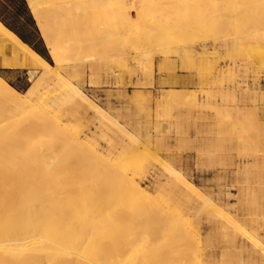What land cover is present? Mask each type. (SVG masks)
<instances>
[{
  "label": "rangeland",
  "instance_id": "obj_1",
  "mask_svg": "<svg viewBox=\"0 0 264 264\" xmlns=\"http://www.w3.org/2000/svg\"><path fill=\"white\" fill-rule=\"evenodd\" d=\"M66 5L71 21L60 32L70 44L61 65L18 4L8 8L9 23L62 79L40 83L27 97L32 108L0 95V147L21 138L19 151L0 149V249L14 250L0 251V264H264V0ZM2 61L0 76L26 97L41 72L9 70ZM72 88L116 122L68 98ZM199 195L219 213L196 218ZM161 205L169 218L194 214L159 226ZM68 210L80 212L90 238L61 237ZM36 226L42 252L33 256L8 234L28 231L29 240Z\"/></svg>",
  "mask_w": 264,
  "mask_h": 264
},
{
  "label": "bare ground",
  "instance_id": "obj_2",
  "mask_svg": "<svg viewBox=\"0 0 264 264\" xmlns=\"http://www.w3.org/2000/svg\"><path fill=\"white\" fill-rule=\"evenodd\" d=\"M67 7L68 6L66 4L61 3V4H54V5L46 7V8H35V7L31 8V12H32L33 18L36 22V25L38 27V30L41 33L44 41L46 42L47 48L48 47L50 48V54H51L52 59L54 60L56 65L63 64V61H64V59L62 58L63 57L62 56L63 50L65 48H67L68 45L70 44V42L67 41L68 37L61 34V32H60L62 29V26H65L68 22L71 21V18H69V17L66 18L63 15V13H64L63 11L66 10ZM0 56H3L2 66L4 68H23V69H32V70H34V73H39V71L41 72V76L39 78V81L37 82V84L33 88L31 87L32 90H30L27 93L26 97L22 96L18 91H16L13 87H11L0 76V95L3 96L5 100H7L10 104H12L14 107H16L18 109L23 110V109H27V108H32V104L30 102V99H28V98H31L33 95H35L37 93L38 88H39L38 86L40 83H51L54 85H59V83L61 82L62 75L60 74V72L57 69L55 70V68L53 66H51L40 54H38L36 51H34L28 44L24 43L15 33H13L6 26H4V24L2 22H0ZM4 93H8V95H5ZM68 98H70V99L77 98V99L81 100L83 103H85L88 106V109H90V111H93V115L97 118L107 119L111 123L112 122L114 123V121L116 122V119L114 120V118L109 116L101 108H99L94 103H92L91 100L82 91H80L78 88H72L70 91V94L68 95ZM86 111H88V110H86ZM45 117L48 118L46 115H45ZM46 118L43 119V121L36 126V129L34 131L35 135H39L41 132H43L44 128L42 127V125L45 124V122L47 121ZM49 121H51L55 125H60L62 122L61 120H57V119H54V120L50 119ZM20 142H21L20 136L9 138L6 142L2 143L3 145L0 147V149H3V150L8 149V150H13V151L18 150L17 148H19ZM56 147L57 146H51L48 151H50V152L54 151L56 149ZM37 152H38V155L40 156L41 155L40 150H37ZM166 170L168 171V173L170 175L174 176L177 180H179V181L183 180V176H182L181 171L176 169V167L172 166L171 164L166 166ZM4 172H5V169L0 170V177L2 174H4ZM128 185H130V184H128ZM132 186H134V185H132ZM187 186L193 193H197V195H198V189L194 185L189 183V184H187ZM179 191H182V189H180ZM200 198L203 199V203H202V206H200V210L199 211L196 210V209H198V207L194 208V211H195L194 213H197L196 214L197 217L196 216L195 217L198 219L200 218V215L202 214L201 212H203V211H208V212L210 211L211 212L212 211L211 213H213L214 212L213 210H215L214 202L210 198H205V197H201V196H200ZM146 199H148V198H146ZM215 211H216V215H217V213H219V212H217V210H215ZM77 212H75L74 210H73V212H70L68 210V213L66 214L64 219L61 221L60 227H59V230L62 231L61 237L65 238L66 240H69V241L72 240V242L74 240L80 241L83 238H85V239H83L85 241L86 238H90L92 236V234H89L90 232H88V231H90L91 226L90 227L87 226V223L85 225L84 222H83L84 223L83 224L82 221H80V219H79L80 218V216H79L80 212L79 213H77ZM242 212H244V211H242ZM38 213H39V210H37V209L31 210L29 212V215H31L30 219H34V221H37L38 217H39ZM170 213L171 212H170L168 206H166V205L159 206L158 207V213L155 217L157 219V224H159V226H161V225L163 226V224L167 225L168 223L180 222V225H181V222L183 223V220H184L183 217L184 216L188 217V216L194 214V213L191 214L190 211H186V212L182 211L179 214L175 213V216L173 215V217L171 216L170 217L171 220L169 221V219H170L169 216L172 215ZM238 213H240V211ZM37 215H38V217H37ZM180 215H184L182 217L183 220H182ZM220 215H222V214H220ZM227 219H229V218H227ZM231 222H233V221H231ZM88 223H90V222L88 221ZM216 224H217V222H216ZM178 226H179V224H178ZM36 227L37 228L35 231L38 235H36L35 238L31 237L28 240V238H26V234H28V231L22 232V231H17V230H13L11 234H8L11 236L9 238L12 239V241L14 240V242H15V240H16V242L19 241L18 244H20V245L17 244L18 245L17 248L27 251L28 246H30L31 247L30 249L32 250L31 252H33L32 255L33 256H35V254L38 255L39 253L42 252L41 251L42 249H39L40 248L39 246H40V244H42L40 241L43 239V237L39 234V230H40L39 228L40 227L39 226H36ZM6 232L7 231H3V234ZM157 234H155V235L157 236ZM187 235H188V233H187ZM187 235H186L185 239L188 238L190 234L188 236ZM158 236H159V234H158ZM195 244H196V242H195ZM197 247H199V245ZM0 251H2L3 253H8V252H11L14 250H11V249L5 247V248L0 249ZM206 256H209V253L206 254ZM201 257H203L202 254L199 258H201ZM196 259L198 260V258H196ZM196 259L195 260L193 259L194 262L199 264L200 262H197ZM199 261H202V259Z\"/></svg>",
  "mask_w": 264,
  "mask_h": 264
},
{
  "label": "crops",
  "instance_id": "obj_3",
  "mask_svg": "<svg viewBox=\"0 0 264 264\" xmlns=\"http://www.w3.org/2000/svg\"><path fill=\"white\" fill-rule=\"evenodd\" d=\"M26 3V7L28 9V11L30 10L31 12V8L35 7V8H46L49 6H52L54 4H66L67 0H24ZM10 3H12V0H0V22H6L8 25H10L12 28H14L9 22H10V18L7 17L8 15V8L10 6ZM32 14V12H31ZM33 16V15H32ZM33 19V18H32ZM34 20V19H33ZM5 26V25H4ZM38 27H36L37 29ZM9 29V28H8ZM15 29V28H14ZM10 30V29H9ZM17 30V29H15ZM11 31V30H10ZM13 32V31H12ZM18 32V31H17ZM14 33V32H13ZM19 33V32H18ZM37 34H38V29H37ZM18 36V35H17ZM19 37V36H18ZM25 43V42H24ZM27 44V43H26ZM29 45V44H28ZM30 46V45H29ZM31 47V46H30ZM32 48V47H31ZM9 70H16L19 68H6Z\"/></svg>",
  "mask_w": 264,
  "mask_h": 264
},
{
  "label": "trees",
  "instance_id": "obj_4",
  "mask_svg": "<svg viewBox=\"0 0 264 264\" xmlns=\"http://www.w3.org/2000/svg\"><path fill=\"white\" fill-rule=\"evenodd\" d=\"M13 1H15V3L16 4H18V13H19V17H25L26 16V22H28L31 26H33L34 28H35V32L37 33V29H36V26H35V22H34V20L32 19V17H31V15H30V13H29V11H28V9H27V7H26V3H25V1L24 0H13ZM2 23L7 27V28H9L11 31H13L16 35H18L19 36V38L23 41V42H25V43H27V44H29L31 47H32V49L34 50V51H36L38 54H40L43 58H45V59H47V57L41 52V51H39L38 49H36L34 46H32V44L30 43V41L28 40V39H26L23 35H21L20 33H18L14 28H12L10 25H8L6 22H3L2 21ZM31 36H33L32 34H31Z\"/></svg>",
  "mask_w": 264,
  "mask_h": 264
}]
</instances>
